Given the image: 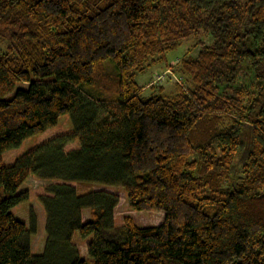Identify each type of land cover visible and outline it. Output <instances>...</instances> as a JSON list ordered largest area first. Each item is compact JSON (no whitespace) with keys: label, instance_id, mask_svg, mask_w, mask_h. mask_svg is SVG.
Returning a JSON list of instances; mask_svg holds the SVG:
<instances>
[{"label":"trees","instance_id":"obj_1","mask_svg":"<svg viewBox=\"0 0 264 264\" xmlns=\"http://www.w3.org/2000/svg\"><path fill=\"white\" fill-rule=\"evenodd\" d=\"M155 64L174 88L144 95ZM65 113L70 133L5 164ZM30 175L50 181L38 254L35 211H11ZM72 182L164 219L116 224V192ZM0 264H264V0H0Z\"/></svg>","mask_w":264,"mask_h":264},{"label":"rangeland","instance_id":"obj_2","mask_svg":"<svg viewBox=\"0 0 264 264\" xmlns=\"http://www.w3.org/2000/svg\"><path fill=\"white\" fill-rule=\"evenodd\" d=\"M201 39V37L191 38L188 41L183 42L181 45L176 47L175 49L169 51L167 53V61L175 62L177 58L181 57L185 51L189 43L196 44V42ZM199 49V45H194L193 53L196 54ZM170 68H164V65H151L148 67L144 72L137 74L136 80L140 85L146 86L144 90V95H148L150 93L149 85L151 83H156L154 79L159 74L165 73V78L158 82V85H162L166 91H170L174 88L175 84V76L174 74L168 72ZM157 85V86H158ZM21 86H27L26 84H22ZM73 130L72 122L70 119V115L65 113L61 115L58 122L48 127L43 133L32 135L22 141V143L16 147L7 150L4 155V162L6 165L12 164L17 156H20L28 149L39 145L40 143L54 137L57 135L70 133ZM77 147V142L72 141L67 143L66 148L71 149ZM244 148H241L235 162L234 168L228 180V183L232 185L237 181L239 176L241 162L244 157ZM50 183V181L42 180L33 175H30L25 183L22 186V191H25L29 194V200L27 202L20 203L14 206L11 211L12 213L21 221L25 222L26 224L29 223L30 218V207L33 208L35 211L37 218H38V225H37V233L32 236L31 239V250L34 254L41 253L44 248L45 239H46V232H45V212L43 209L42 204L37 199L39 194L46 193V186ZM78 191H87L89 189H100L105 188L110 191L116 192L119 195V203L115 208V222L116 224H121L123 222V218L125 216H130L134 222L141 226H150V225H159L162 223L164 219V213L162 211H135L130 208L128 201L126 199V194L123 189L115 188V187H105L96 184H87V183H76L72 182ZM87 215V214H86ZM86 215H84V219H86ZM91 236L87 239H82L75 235L74 242L77 245L80 255L85 257L86 256V245L89 241Z\"/></svg>","mask_w":264,"mask_h":264},{"label":"built area","instance_id":"obj_3","mask_svg":"<svg viewBox=\"0 0 264 264\" xmlns=\"http://www.w3.org/2000/svg\"><path fill=\"white\" fill-rule=\"evenodd\" d=\"M168 72L171 73V70L168 69ZM165 73H166V72H164V74H159V75L154 79V81H155L156 83L162 81V80L165 78Z\"/></svg>","mask_w":264,"mask_h":264}]
</instances>
